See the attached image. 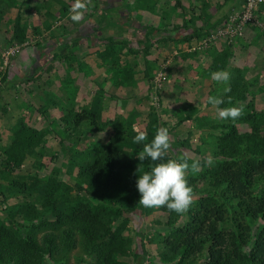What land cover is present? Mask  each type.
<instances>
[{
	"label": "rangeland",
	"instance_id": "obj_1",
	"mask_svg": "<svg viewBox=\"0 0 264 264\" xmlns=\"http://www.w3.org/2000/svg\"><path fill=\"white\" fill-rule=\"evenodd\" d=\"M144 1H149L146 4L151 6L153 4L154 6L152 22H156L158 26L164 24L165 29L171 28L166 26L167 23L169 26L175 25L181 19L184 24L190 22L192 25L198 19L203 24L207 18H210L207 9L211 0H104L103 2L92 0L83 19L89 15L95 19L94 22L97 24L98 13L109 5L112 9L105 15L103 13L105 19L102 22L105 33H109L110 29L115 28L116 13L120 12L123 18H127L128 13L134 11L135 17H132L136 21L138 17H141V20L144 19ZM204 1H207V4L202 5ZM73 2L74 0H0V106L6 109L5 112L0 109V160L3 158V147L7 145L12 137V131L20 123L36 129L39 134L25 161L18 168L7 172L3 176L4 179H0V222L7 224L8 220L16 217L15 221L19 224L22 233L21 223H27L28 219L23 214L18 213L17 209L25 201H33L37 205L40 201H36V193L33 196L22 195V197L18 196L17 198L12 191L7 190V185H11L13 180L18 179V177L27 179L32 175L41 179L47 178L48 175H56L63 182L73 185L76 182L78 166L85 163L92 155L89 154V151L95 150L96 152L100 145L107 144L109 138L117 134L133 139L136 134L134 129L147 132L151 112H154L169 130L174 125V132L179 138L185 136L188 138V145L180 146L175 151L169 150L170 157L178 160L187 155L190 158L189 164L199 160L202 164V171L207 166L204 163L207 156H211L213 160L220 157H217V150L221 141L219 135L222 131L220 127L212 128V125L233 122L239 132H248L250 125L247 121L240 122L239 119L235 121L218 120L215 109L207 103L209 96H216L223 91L224 85H218L211 79V73L214 72L212 62L215 55L228 45L230 46V57L222 70L229 71L232 78L236 75V73H232V67L240 69L241 87L246 99L241 102L235 101L233 105L226 106L243 104L246 107L249 100L252 101L257 111L264 112L263 11V16L261 13L259 19L262 22L261 25L247 27L241 37L230 40L229 37L224 36V38H219L206 47L199 45V39L182 43L181 46L184 44V52L190 51L195 55L194 60L198 67L192 68L191 71L183 68L181 70L183 72L180 73L182 75L181 80L172 73L170 67L173 52L179 49L180 44L176 48L173 44L164 46L162 43L148 46L146 53L143 52L142 48L137 49L135 56H128V52L124 53V67L128 68V74L127 79L122 80L121 85H119L121 86L120 89L123 90L121 96L119 93L122 92L119 91V86L115 88L114 82L104 75L107 74V71L103 70L104 74L99 72L105 64L97 58L96 63L95 58H93L92 63L82 55L85 44L84 48L79 45L74 46L76 51L74 54L80 59V66L75 65L74 69H69L63 61L56 62L57 60H54L51 64L50 73L46 72L45 68H41L40 77L37 81L25 80L28 76L33 75V66H41L36 53L42 48L48 49L50 47L49 34L53 33L61 41L68 38L67 32L70 30L72 33L76 30L80 33L81 27L79 25L75 27V24L82 22L74 23L70 20L69 14L64 17V14L69 13V11L63 13L60 10L61 5L71 7ZM164 5H168L167 15L161 14L166 9ZM56 8L58 11L60 10L57 11L58 13L55 12ZM225 8L223 11L228 13L229 11ZM262 9H264V4ZM19 12L22 13L21 25L26 28V38L23 40L15 39L12 35L13 19ZM53 19L55 20L53 21ZM50 23L51 29L46 30L44 27ZM101 35L100 33V37ZM81 43L83 42L81 41ZM61 45L65 49L71 47L70 44ZM168 47L171 52L167 57H163L161 49H168ZM204 55L209 57V61ZM48 61L51 59L48 58ZM94 67L99 72L97 77H95L96 72H89ZM67 69H69V75L64 74ZM151 69L153 70L149 72ZM159 71H165L162 80L157 81L156 84L155 82L152 83L153 77ZM4 73L7 80L2 79ZM84 105L88 107L98 105L102 109V119L116 123L121 133H117L111 128L103 131L88 124H80L81 133L70 132L74 130L71 127H69V132L66 131L62 117L67 114L82 113L81 108ZM222 107L224 106L222 105ZM184 116L188 117V120L179 122L180 117ZM70 122H72L71 119ZM78 127L75 131H78ZM94 144L95 149L89 146ZM90 148L93 149L89 150ZM201 172L195 175L191 172L188 174V176L201 178L196 187H192L193 201L207 194L215 197L218 194V190L210 187L207 188L208 190H200V188L208 185L205 180L202 181ZM75 195L76 190L73 189L70 196L73 198ZM80 196H85L89 202L98 201L96 197H88L82 192ZM63 202L68 203V198L59 196L56 206L63 207ZM40 209L43 214L42 217L47 219H51L52 212H55L53 209L42 207ZM222 214L223 225L230 227L231 222L229 220L232 211L227 208V211L225 209ZM127 215L130 218L129 229L142 234L141 241L149 256L143 260L139 247L137 257L132 255L120 256L121 262L123 264H167L162 262L158 255L160 251L159 242L149 243L146 241V236L161 239L167 235L166 232H163L166 227L162 224L157 225L154 221L163 222L165 215L160 211H153L148 217L137 214ZM184 220H186L185 213L181 217V222ZM36 233L39 236L41 231L37 230ZM129 235L131 242L128 244L134 247L136 251V244L140 238L131 232ZM65 252V255L55 254L53 260L45 257L43 264H78L79 258H84L88 263L90 262V257L81 253L78 238L74 247Z\"/></svg>",
	"mask_w": 264,
	"mask_h": 264
},
{
	"label": "trees",
	"instance_id": "obj_2",
	"mask_svg": "<svg viewBox=\"0 0 264 264\" xmlns=\"http://www.w3.org/2000/svg\"><path fill=\"white\" fill-rule=\"evenodd\" d=\"M203 4H207V1ZM69 8L70 6L61 5L60 10L66 13ZM111 9L112 7H108L103 10L104 15ZM55 10L57 12L58 8ZM21 14L20 12L16 14L12 27L13 38L18 40L26 38V28L21 25ZM116 15L114 29L117 28V21L124 20L121 14ZM104 19L102 17L100 22L102 23ZM221 19L204 22L190 35L199 36L207 33V29L218 24ZM44 28L50 30L51 23ZM104 34V46L98 51L101 62L105 64L102 66V73L103 70L107 71V74H103L109 79H115L114 85L118 88L121 81L127 79L128 68L124 67V54L115 49L117 48L115 46L121 45L124 41L118 40L114 31ZM190 35L182 40H188ZM49 39L50 47L36 53L41 66H33V75L25 80L37 81L41 68L50 73L54 60L63 61L69 69H74L75 65L80 66V59L73 52L75 50L67 51L61 45L67 44L66 41H60L53 33L49 34ZM140 46L139 43L130 46V53L136 55ZM145 47L146 49H142L144 53L147 52L148 45ZM229 51L228 45L215 55L212 62L214 71L224 69L230 57ZM47 53L51 61H48ZM69 69L65 71V75H69ZM231 70L232 73H236L229 82L231 92L227 94L232 98V103H225L223 106L246 99L241 87L240 69L232 67ZM2 79L7 80L5 73ZM120 87L121 96L123 90ZM0 107L3 112L6 111L5 107ZM81 110L82 113L62 117L66 131H70L71 127L74 130L70 132L77 133L81 131L80 124H88L103 131L111 128L121 133L116 123L102 119V109L98 105L94 107L84 105ZM185 118L187 119L180 117L179 122ZM239 121H247L250 130L239 132L233 122L212 125V128L220 127L222 131L217 150V157H220L213 160L211 167L206 166L201 172L202 181L205 180L208 185L200 190L210 187L218 190V194L216 197L207 194L195 199L185 213L186 220L183 222H181L183 214L169 212L166 207L146 208L139 204L140 193L136 187L140 174L138 168L147 171L153 162L145 160L141 163L137 153L142 150L143 144H134L132 138H125L121 134L109 138V142L100 145L96 152L89 151L92 155L78 166L76 182L73 185L63 182L56 175H48L45 179L35 175L27 179L20 177L14 179L11 185L9 184L11 187L7 185V190L12 191L17 198L22 195L33 196L36 193V201L40 202L37 205L33 201H25L17 209L18 213L28 219L27 223H21L23 233L15 221L16 217L8 220L7 224L0 222V264H43L45 257L53 260L55 254L65 255V251L74 247L77 238L81 253L90 257L89 263L84 258H79L78 264H123L119 257L124 255L137 257L139 247L145 260L149 255L143 247L142 234L129 229L130 218L127 214L148 217L153 211H160L165 215L163 222L154 221L157 225L162 224L166 227L163 232L167 235L161 239L146 236V241L159 242L158 255L164 263L264 264V112L257 111L252 101L248 100L244 115ZM76 127L78 131H75ZM158 127L167 126L151 112L146 142L154 138ZM174 129L173 125L169 130L172 151L189 144L188 138L186 136L179 138ZM38 137L37 130L24 123H20L12 131V137L2 150L0 179H4L3 176L7 172L18 168L25 161ZM89 146L95 149V144ZM168 159H172L169 153L164 162ZM199 179L201 178L188 176L189 185L195 188ZM73 189L76 190V195L72 198L70 194ZM81 192L88 197H96L98 201L89 202L85 196H80ZM59 196L68 198V203L63 202V207L56 206ZM40 207L55 210L52 212V218L42 217ZM227 208L232 211L230 227L223 225L222 213L225 209L227 211ZM37 230L41 231L39 236ZM130 232L140 238L136 244V251L128 244L131 242Z\"/></svg>",
	"mask_w": 264,
	"mask_h": 264
},
{
	"label": "clouds",
	"instance_id": "obj_3",
	"mask_svg": "<svg viewBox=\"0 0 264 264\" xmlns=\"http://www.w3.org/2000/svg\"><path fill=\"white\" fill-rule=\"evenodd\" d=\"M245 0H242L240 7L231 9L224 17L221 23L209 27L207 33L197 36L193 40H198L202 47L208 46L211 42L229 37L235 39L241 37L247 27L259 26L262 23L259 19L263 11L262 5L264 0L256 7L257 22H249L241 25L240 29L231 31L227 27L230 24L229 16L239 12ZM92 0H74L70 9V19L74 23H79ZM262 19V18H261ZM256 29V28H255ZM165 71H159L152 79V83L161 81ZM211 79L218 85H224L223 91L216 96H209L207 103L215 109L216 118L222 121L237 120L244 115L245 105L227 107L225 103L231 104L232 98L227 96L231 92L230 80L231 73L227 70H217L211 73ZM154 88V87H153ZM136 134L133 137L134 144H143L142 150L137 153L139 161L150 160L152 166L147 171L138 168L139 178L136 181V187L140 193L139 204L146 208L166 207L169 212L184 214L188 211L193 203V189L188 182V174L193 175L202 171V164L199 160L189 164V157L184 155L179 160L168 159L164 162L171 148V135L167 127H158L155 131L154 138L147 141V133L141 129H134ZM204 163L211 167L214 163L211 156L205 158Z\"/></svg>",
	"mask_w": 264,
	"mask_h": 264
},
{
	"label": "crops",
	"instance_id": "obj_4",
	"mask_svg": "<svg viewBox=\"0 0 264 264\" xmlns=\"http://www.w3.org/2000/svg\"><path fill=\"white\" fill-rule=\"evenodd\" d=\"M101 2H103L104 0H99ZM149 2V1H147ZM147 2L144 1L143 6L144 9L143 11L145 12L143 15L144 19L141 17H138V20H135V16H134V11L131 13H128V17L127 18H122L124 20H120L117 21V28L110 30L109 32L112 31H116L115 36L118 40H123L124 42L121 45H116L115 49H117L118 51L122 52L123 54L125 52H128L129 55L128 56H135L134 54H131L129 49L130 46L139 43L140 49H146V45L150 46V45H156L157 43H162V45L167 46L168 44H170V46L173 44L174 47H178L180 44L179 49H176L173 53V57H172V61H171V70L172 73L176 74L177 77L181 80V74L183 71H181L183 68H187L190 69L189 71H191L192 68L196 69L198 66L197 64H195V60L194 57L195 55L192 54V52H184V44L186 43V41H191L193 39H195L197 36H192L190 37L188 40H186L185 42H183L184 40H182L185 36H188L190 34H193V31L195 30V28H199L200 26H202V22L200 19H198V21L196 20L194 24H190V22H186V24H184L181 20H178V24L175 23L172 25H168V23L166 24L167 27H171L170 29H165V25L162 24L161 26H158L156 22H152V16L154 15L152 11H154V6L152 3L151 5L146 4ZM226 1L224 0H211L209 2V7L207 9V13H209V17L208 19L205 20V22L207 21H212V20H217V19H221V21L219 23L222 22V20L224 19L225 15L227 13H225L223 11V8H225V10L230 11L231 9H237L238 7H240L242 0H228L227 3H225ZM166 7V9H164L161 14L162 15H167V7L168 5H164ZM109 5L107 7H104L99 14V17H97V21L98 23L96 24L95 19L92 18L91 16L87 15L88 18L86 19V17L84 19H82L80 22H82L81 24H75L76 26H80V33L74 32L72 33L71 30L67 32L68 34V38H66L64 41L67 42V45L70 44L71 47L66 48L65 50L69 51V50H74V46L79 45L81 47L85 46V49L82 52V55L85 56V58L88 61H91L93 63V58H95V63H96V58L97 60L101 61L99 58V54L98 51L100 50V48H102L104 46V28L102 27V23L100 21H102V17H104L103 15V10H105L106 8H108ZM111 8V7H110ZM159 9V8H158ZM148 10V11H147ZM162 10V9H160ZM264 12V9H263ZM263 12H262V16H263ZM69 13L64 14L65 16H68ZM97 14V16H98ZM119 14H121L119 12ZM95 15H96V11H95ZM137 15V14H136ZM196 15V13H195ZM122 16V14H121ZM134 16V17H132ZM70 18V17H69ZM147 18V20H145ZM71 20V19H70ZM145 20V21H143ZM218 23V24H219ZM151 27V29H149ZM147 32L149 34H147ZM100 33L102 34L100 37ZM191 36V35H190ZM77 38V39H76ZM93 40V41H92ZM126 40V41H125ZM81 41L83 43H81ZM92 41V42H90ZM239 41V40H238ZM184 43L182 46L181 44ZM120 44V43H117ZM169 46V47H170ZM80 47V48H81ZM161 47V46H160ZM169 47L168 49H161V51H163V57H167L169 52ZM84 48V47H83ZM43 50L40 51H44L46 50L45 48H42ZM53 51L55 50L54 48L52 49ZM74 53L76 51H73ZM39 53V52H38ZM37 53V54H38ZM171 54V53H170ZM47 56L50 55L47 53ZM205 57H207V60L209 61V57L207 55H204ZM213 56V55H212ZM145 57V56H144ZM37 60H39L38 56H37ZM154 64H155V59L153 60ZM199 64V63H198ZM82 70V69H80ZM97 68L94 67L91 71L89 72H96L97 74L95 75V77H97V75L99 74V72L101 71H96ZM153 69H151L149 72H151ZM147 72L148 74H151ZM99 78V77H98ZM112 80V82L115 83V79H110ZM75 82H76V76H75ZM77 83V82H76ZM185 117V116H184ZM182 117V118H184ZM187 119H183L182 121H186Z\"/></svg>",
	"mask_w": 264,
	"mask_h": 264
},
{
	"label": "built area",
	"instance_id": "obj_5",
	"mask_svg": "<svg viewBox=\"0 0 264 264\" xmlns=\"http://www.w3.org/2000/svg\"><path fill=\"white\" fill-rule=\"evenodd\" d=\"M261 2L262 0H245L242 9L236 14L229 16L230 24L227 27H232L230 30L235 31L236 29H240L241 25L249 22H257L258 19L255 9Z\"/></svg>",
	"mask_w": 264,
	"mask_h": 264
}]
</instances>
